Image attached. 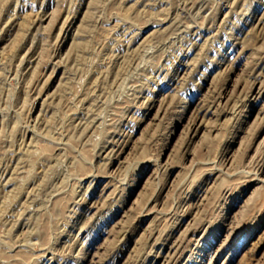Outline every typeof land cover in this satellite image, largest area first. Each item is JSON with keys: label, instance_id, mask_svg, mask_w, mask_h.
<instances>
[{"label": "rangeland", "instance_id": "1", "mask_svg": "<svg viewBox=\"0 0 264 264\" xmlns=\"http://www.w3.org/2000/svg\"><path fill=\"white\" fill-rule=\"evenodd\" d=\"M0 264H264V0H0Z\"/></svg>", "mask_w": 264, "mask_h": 264}]
</instances>
